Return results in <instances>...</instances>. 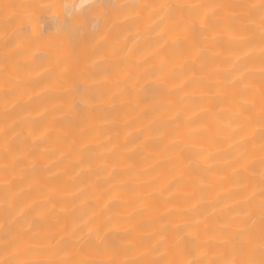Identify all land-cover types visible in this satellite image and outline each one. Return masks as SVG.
Returning a JSON list of instances; mask_svg holds the SVG:
<instances>
[{"label":"bare ground","instance_id":"obj_1","mask_svg":"<svg viewBox=\"0 0 264 264\" xmlns=\"http://www.w3.org/2000/svg\"><path fill=\"white\" fill-rule=\"evenodd\" d=\"M133 2L260 0H0V237L39 220L24 258L147 262L163 245L165 264H212L238 258L221 232L246 212L259 237V10H217L192 35L162 10L112 7ZM97 225L100 250H65Z\"/></svg>","mask_w":264,"mask_h":264},{"label":"snow or ice","instance_id":"obj_2","mask_svg":"<svg viewBox=\"0 0 264 264\" xmlns=\"http://www.w3.org/2000/svg\"><path fill=\"white\" fill-rule=\"evenodd\" d=\"M7 7H13L11 5H6ZM50 7H55L54 5ZM65 8L68 6L65 5ZM114 8H128L132 10L136 9H148L153 10H162L163 15H159V20L161 22L171 21L170 24L171 30L175 32H185L192 35L196 34V25L199 22V29L201 32H206L209 27V20L212 16L216 15L217 10L230 9V8H247L249 12L246 14V18H250L252 13L255 10H259L261 14V37L264 39V0H260V3L245 5V4H200V3H161L158 5H139L136 3H129L125 5H113ZM204 9H209V11H203ZM237 14L232 13L231 16L235 17ZM187 16L188 19H177V17ZM219 26L222 22L217 21ZM159 26V25H157ZM70 27L76 28L78 25H71ZM203 54V49L197 53V55ZM262 104H264V89H262ZM261 119L264 120V108L261 111ZM6 144H10L9 141H5ZM261 152H264V140L261 143ZM16 149L11 147L5 149L6 155H13ZM30 154V153H29ZM17 162L14 156V163ZM261 179H260V201H259V210H260V227H259V237L254 230L255 220L252 217L251 212H246L244 216L239 217L234 220L232 223L236 226L234 228H228L226 231L221 232V243L229 245L231 250L235 253L236 257L234 259H229L226 261H214L212 264H264V157L261 158ZM8 194L5 193L4 201L6 205V211L9 215V222L15 223L19 217L24 215V211L18 215H13V209L8 201ZM39 220L36 218L30 219L27 221V226L21 228L15 234H11L8 238L0 237V264H105L102 261H88V260H79V261H51V260H38V259H27L24 257L34 256L37 254L36 249L26 245L24 241L28 238V233L32 232L34 229L38 228ZM186 231L191 233V230L188 226H185ZM196 239L193 236L194 242ZM67 248L75 247L78 252L85 251H98L100 250L101 244H106L104 236L101 234L100 226L89 227L87 234H84L83 229L77 231L73 229L69 234L67 239ZM163 245L154 247L152 251L160 257V259H152L147 262H141L137 259H126L124 261L110 260L107 264H165L163 257L165 253L162 251ZM259 249L261 259L257 262L253 259V256ZM127 252L131 253L135 251L134 248L126 249ZM167 264H176L175 261L167 262ZM188 264H202L201 261L192 260Z\"/></svg>","mask_w":264,"mask_h":264}]
</instances>
